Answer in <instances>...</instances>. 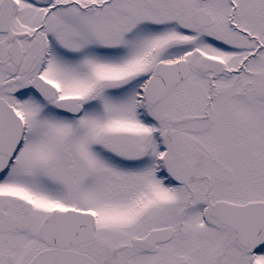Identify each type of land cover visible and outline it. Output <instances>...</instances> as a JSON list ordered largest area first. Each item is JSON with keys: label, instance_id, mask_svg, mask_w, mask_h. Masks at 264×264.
<instances>
[{"label": "snow or ice", "instance_id": "snow-or-ice-1", "mask_svg": "<svg viewBox=\"0 0 264 264\" xmlns=\"http://www.w3.org/2000/svg\"><path fill=\"white\" fill-rule=\"evenodd\" d=\"M0 264H264V0H0Z\"/></svg>", "mask_w": 264, "mask_h": 264}]
</instances>
